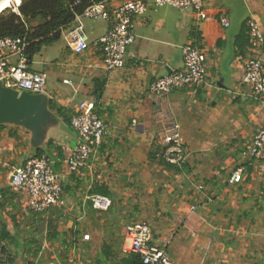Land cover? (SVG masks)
I'll use <instances>...</instances> for the list:
<instances>
[{"label": "crops", "instance_id": "obj_1", "mask_svg": "<svg viewBox=\"0 0 264 264\" xmlns=\"http://www.w3.org/2000/svg\"><path fill=\"white\" fill-rule=\"evenodd\" d=\"M146 3L144 12L134 20L135 41L121 68L105 71L98 49L89 45L85 51L74 53L65 38L66 48L76 55L67 64L76 76L73 81L63 79V83L72 84L71 92L64 97L54 95L53 100L71 116L80 101L97 102L98 113L106 125L98 155L115 170L127 165L130 178L142 166L143 172L147 171L149 162L159 160L156 135L168 119L180 124L190 152L187 167L196 174L206 162L201 152L219 144L228 145L221 162L211 167V174L204 179L203 192L190 190L187 198L183 194L173 198L171 228L167 232L151 229L159 244L167 239L166 249L173 264H228L227 258L233 259L229 252L236 248L241 232L246 230L244 222L253 224L255 210L264 206V197L258 194L262 182L260 163L245 155L255 130L264 126V103L242 82L241 59L248 55V50L246 44L242 51L240 46L245 40L239 38L246 34L245 25L251 14L260 19L264 31V0H205L204 19L193 9L155 6L153 0ZM220 15L228 18L227 27L220 24ZM92 22L84 20L90 40L102 36L112 25L111 20L95 21L98 26ZM188 43L198 46L206 55V84L196 89H177L168 95L159 118L155 111L157 98L149 93L150 85L158 77L182 69V47ZM259 56L264 63V45ZM33 61L28 64L29 69ZM33 71L46 75L44 70ZM57 116L60 132L56 137L50 136V128L42 147L61 178L63 204L44 213L31 211L24 194L9 184L10 171L36 155L29 142L30 133L12 125L0 129V261L127 264L131 241L123 224L128 220L123 215L113 218L109 213L94 211L88 199L95 184L107 185L112 193L108 179L116 176L102 177L95 169V159L89 161L81 175L69 172L66 159L76 144V132L64 117ZM239 167L243 168L241 179L231 183ZM53 217L57 238L48 228ZM89 227L92 232L100 230L95 238H91ZM71 231L79 235L65 236ZM86 233L90 235L87 240L83 239ZM104 243L110 245V251L105 250Z\"/></svg>", "mask_w": 264, "mask_h": 264}, {"label": "built area", "instance_id": "obj_2", "mask_svg": "<svg viewBox=\"0 0 264 264\" xmlns=\"http://www.w3.org/2000/svg\"><path fill=\"white\" fill-rule=\"evenodd\" d=\"M81 1L76 0L75 4ZM155 6L169 5L181 10L193 9L202 19L207 17L205 0H153ZM147 7L146 0H100L87 5L81 13H76L73 20L59 31L64 35L68 46L74 53H81L89 45L99 50L102 68L113 71L125 65L128 48L135 41L134 20ZM84 19L91 21L111 20V27L92 42L86 34ZM223 27L229 25L228 18H218ZM248 55L242 61V82L251 87L253 94L264 103V63L259 56L264 45V31L260 19L251 14L246 21ZM29 41L24 36L0 37V81L6 87L45 93L47 77L44 73L31 71L26 56ZM183 67L162 77H158L149 88L155 96L159 118L168 95L177 89L206 84V55L192 43L182 47ZM70 125L76 132L77 141L66 159L69 172L81 175L91 159H95L99 147L106 135L104 119L98 113L97 102L93 99L80 101L71 116ZM158 157L166 163L182 168L189 159V149L181 133L180 124L168 119L164 121L156 135ZM245 155L254 162L260 163L262 182L258 191L264 196V126L258 127L247 145ZM243 168L233 173L230 182L241 179ZM9 184L24 194L27 207L35 213H44L50 207L63 204V185L60 176L52 168L48 156L28 157L21 167L9 173ZM202 189V187H199ZM92 209L96 212L108 211L113 201L110 196L92 193L88 196ZM126 236L131 241L132 253L139 256L142 264H173L166 249V243L159 244L152 230L146 223L132 222L126 226ZM90 238L88 233L83 239ZM0 264H11L4 259Z\"/></svg>", "mask_w": 264, "mask_h": 264}, {"label": "rangeland", "instance_id": "obj_3", "mask_svg": "<svg viewBox=\"0 0 264 264\" xmlns=\"http://www.w3.org/2000/svg\"><path fill=\"white\" fill-rule=\"evenodd\" d=\"M14 6L15 4H12L8 9ZM84 20L91 21L88 19ZM92 23L96 26L99 24V22ZM90 41L92 42L93 40ZM75 56V54L66 48L64 35L59 40L45 45L34 56L33 65L30 70L39 69L46 72L47 86L45 93L50 96V99H53L54 95L64 97L68 91L71 92L72 84L63 83V79L69 78L71 81L74 80L76 74L70 70V66L67 64L68 62H72ZM76 98H80V96L77 95ZM18 128L27 131L23 127ZM59 132L60 127L56 126L55 128H51L49 135L56 137ZM229 148L226 144H219L214 146L213 149L201 152L200 154L206 158V162H203L199 166L197 174L194 172V169L188 170V167L184 170L186 173L176 174L174 171L165 168L161 163L152 161L148 163L145 169L147 171L143 172L142 166L141 171H135L136 176L132 178L128 176L127 165L122 164L120 165V169L115 170L113 165H107V162H104V157H101V154H97L95 158V169L97 172L101 173L102 177H108L107 175L116 176V178L108 179L112 187L110 197L113 205L104 213H109V217L113 218L120 215L125 216V219L129 222H123L124 233L126 226L132 222L146 223L151 229L156 228L157 230V228H160L159 230L167 232V229L171 228L170 210L173 198L181 194L187 198V192L190 190L191 192L195 191V193H199L198 191L203 192V182L211 174V167L214 168L216 164L221 162L223 153ZM123 167H125V170L122 169ZM158 187H160V190H157ZM199 187H202V189ZM151 189H153L152 193L150 192ZM255 213L253 224H250L248 220L244 222L246 230L244 226L236 248L229 252L232 254L231 257L233 259L228 257V264H264V206L258 211L255 210ZM157 224H159V227H157ZM118 229H122V226ZM88 232L91 238H95L100 230L96 228L92 232L89 227ZM165 241L166 243L168 242L167 239Z\"/></svg>", "mask_w": 264, "mask_h": 264}, {"label": "trees", "instance_id": "obj_4", "mask_svg": "<svg viewBox=\"0 0 264 264\" xmlns=\"http://www.w3.org/2000/svg\"><path fill=\"white\" fill-rule=\"evenodd\" d=\"M75 1L76 0H22L17 7L14 6L10 9L6 8L0 13V37H26L29 41V45L26 49V56L28 64H30L34 59V56L38 54L45 45L61 38L62 35L59 31L61 26L70 23L73 20L74 15L76 13H81L87 5L100 0H80L81 2L79 4H75ZM239 38H244L245 40L240 46L242 51H244L245 45L248 44L246 34H242ZM98 91L99 89H97L95 93L97 94ZM49 108L55 114L64 117L65 122L70 123L71 114H66V111L58 106L53 99H49ZM6 126L7 124L0 125V129L5 128ZM35 149V157L45 155V150L42 146ZM157 150L158 149H156V151ZM155 154L156 152L153 153L154 157ZM157 162L164 165L168 170L174 171L176 174H182L188 166L187 162L182 168H179L166 163L161 158H159ZM90 193H100L110 196L109 187L105 184H95ZM53 220L54 217L52 221L48 223L49 233L51 232L53 237L57 238L59 233L56 231L57 226ZM77 234L79 235V232L71 231L68 232V234L66 233L65 236ZM104 247L105 250L110 251L111 249L110 245L107 243H104ZM127 258V264H142L139 256L135 253L131 252L127 254Z\"/></svg>", "mask_w": 264, "mask_h": 264}, {"label": "water", "instance_id": "obj_5", "mask_svg": "<svg viewBox=\"0 0 264 264\" xmlns=\"http://www.w3.org/2000/svg\"><path fill=\"white\" fill-rule=\"evenodd\" d=\"M5 1L0 0V7ZM18 5L16 3L15 7ZM49 99L46 93L19 91L0 81V125L23 127L30 133V144L34 148L41 147L49 129L59 123L58 116L49 108Z\"/></svg>", "mask_w": 264, "mask_h": 264}, {"label": "bare ground", "instance_id": "obj_6", "mask_svg": "<svg viewBox=\"0 0 264 264\" xmlns=\"http://www.w3.org/2000/svg\"><path fill=\"white\" fill-rule=\"evenodd\" d=\"M21 1H22V0H6V1L4 2V4L0 7V13H1L4 9L10 7L12 4H16V3H19V4H20Z\"/></svg>", "mask_w": 264, "mask_h": 264}]
</instances>
